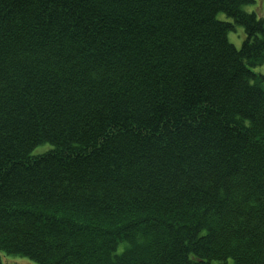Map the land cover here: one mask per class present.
Listing matches in <instances>:
<instances>
[{
    "label": "trees",
    "instance_id": "1",
    "mask_svg": "<svg viewBox=\"0 0 264 264\" xmlns=\"http://www.w3.org/2000/svg\"><path fill=\"white\" fill-rule=\"evenodd\" d=\"M253 1L0 0V264H264Z\"/></svg>",
    "mask_w": 264,
    "mask_h": 264
},
{
    "label": "rangeland",
    "instance_id": "2",
    "mask_svg": "<svg viewBox=\"0 0 264 264\" xmlns=\"http://www.w3.org/2000/svg\"><path fill=\"white\" fill-rule=\"evenodd\" d=\"M243 10L245 12H253L255 13L258 17L264 19V0H254L253 3L244 5ZM218 18L220 20H229L224 14H218ZM244 39V32L243 28L239 25H236L234 28V31L228 33V40L231 42L237 49L240 48L241 43ZM252 70L257 73L264 75V64L263 65H258ZM48 145H41L37 146L33 149L32 154H38L46 149H48ZM2 259H3V264H36L26 258L22 257H13V256H6L5 254L2 253Z\"/></svg>",
    "mask_w": 264,
    "mask_h": 264
}]
</instances>
